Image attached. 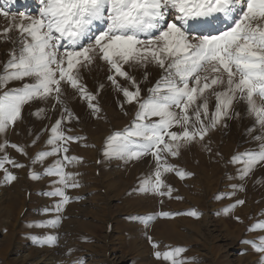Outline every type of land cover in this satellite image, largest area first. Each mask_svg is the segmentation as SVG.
Returning a JSON list of instances; mask_svg holds the SVG:
<instances>
[{"label": "snow or ice", "instance_id": "6c2138e0", "mask_svg": "<svg viewBox=\"0 0 264 264\" xmlns=\"http://www.w3.org/2000/svg\"><path fill=\"white\" fill-rule=\"evenodd\" d=\"M13 0H4L10 4ZM20 3V0H15ZM36 8L24 3L15 11L0 7V16L7 26L0 29V40L13 47L7 61L0 67V136L6 135L22 119L24 106L36 100L53 102L61 108L59 119L49 128L43 151L32 164L43 163L55 156V161L43 173L32 171L30 178L55 177L49 198H59L45 215L55 214L47 223L29 225L56 229L62 222L59 215L72 202L68 190L79 187L78 173L66 171L80 158L67 155L73 137L65 122L78 119L68 107V89L87 104L92 115L100 118L97 94L89 92L83 83V69H91L98 61L107 66L116 92L124 99L120 103L134 105L135 115L130 125L110 134L104 144L103 156L125 163L151 156L154 168L145 176L136 191L142 194L171 196L172 189L165 175L175 172L181 179L190 176L168 162L177 157L182 146L202 141L218 125L238 116L235 105L244 103L246 115L254 124L249 133L254 149L232 157L238 164L236 176L229 179L245 181L258 165L264 166V0H33ZM15 32V35L9 33ZM154 65L161 70L159 79L141 96V81L128 69ZM148 73L142 81L147 82ZM120 78V79H118ZM127 82V86L121 83ZM22 82L19 87L8 85ZM103 85H101V88ZM215 104L210 110V101ZM45 109L34 115L40 116ZM127 115V112H125ZM178 129L173 131L172 129ZM167 137V139H166ZM36 139H39L37 134ZM14 148L26 155L23 147L0 143V171L3 183L17 179L6 165L24 167L8 156L6 149ZM243 190V184L233 185ZM219 198H228L221 195ZM244 201L239 200L223 210L225 215ZM198 217L196 211L186 213ZM176 214L159 213V217ZM157 214L140 221L149 228ZM239 219V218H237ZM249 231H264V220L250 226ZM146 234V233H145ZM146 238L154 249V257L167 264H189L183 257V247H167L159 251V243ZM39 240V237H37ZM58 235H45L39 246H58ZM264 255V237L259 241H241ZM77 264H83L78 261Z\"/></svg>", "mask_w": 264, "mask_h": 264}, {"label": "rangeland", "instance_id": "374dc122", "mask_svg": "<svg viewBox=\"0 0 264 264\" xmlns=\"http://www.w3.org/2000/svg\"><path fill=\"white\" fill-rule=\"evenodd\" d=\"M7 23L6 20L0 21V29ZM9 35H15V32ZM12 47L11 42L0 40V67L9 58ZM125 68L141 81L142 97L147 95V89L155 84L161 73L154 65ZM145 72L149 74L147 82L142 81ZM82 75L89 92L98 93L101 113L100 118L94 117L87 104L68 89L67 104L78 119L65 122L70 129L67 134L84 139L67 145V155L81 160L66 169L78 173L76 179L80 186L68 190L72 202L59 213L62 222L58 228L29 225L41 221L47 223L55 215H45L43 209L51 208L59 199L44 195L52 190L56 178L44 176L33 180L30 173H43L56 159L52 156L42 164H32L38 154L50 150L51 146L46 144L49 132L42 130L50 129L59 119L60 106L56 105L53 110L51 100L33 101L24 106L22 119L17 122L16 128L12 127L6 135L0 136V143L5 140L10 144L16 143L26 152L24 155L14 148L6 149L8 156L24 165L20 168L6 165L16 175L15 181L3 183L4 173L0 171V264H34L41 257L51 264H77L78 261L83 264H167L154 257V249L146 234L159 243L158 250L161 252L167 250L166 246L186 248L183 257L189 264H264V255L241 242L245 239L259 241L264 237V231H249L250 226L264 220V166L258 165L245 181L229 179L236 176L240 167L229 163L232 157L256 148L258 143L252 139L257 133L248 132L254 121L246 115V105L236 104L238 116L228 119L226 126L222 123L210 130L202 141L188 144L194 146V150L198 146L204 150L208 148L205 161L192 154L190 146L193 157L190 155L183 159L179 152L177 157L168 158V162L178 169L191 173L183 179L175 172L165 175L166 183L173 190L170 197L142 194L136 189L154 168L151 156L129 163L108 160L103 156L107 137L130 125L135 106L125 104L124 110H121L120 103L124 97L107 79L109 72L103 62H97L90 70L83 69ZM21 83L14 81L8 87H19ZM121 83L127 86L122 79ZM214 104L212 99L210 110ZM39 109L45 111L38 117L34 113ZM241 183L243 190L236 189L235 194L229 196L233 192L232 186ZM222 194L228 198H219ZM239 200L244 201L243 205H238L227 215L223 213L224 209ZM192 211H196L198 217L186 214ZM162 212L176 215L159 217ZM152 214H157V218L145 229L140 221ZM45 235H58V246H39L38 242Z\"/></svg>", "mask_w": 264, "mask_h": 264}, {"label": "bare ground", "instance_id": "6f19581e", "mask_svg": "<svg viewBox=\"0 0 264 264\" xmlns=\"http://www.w3.org/2000/svg\"><path fill=\"white\" fill-rule=\"evenodd\" d=\"M24 3H27V4H29V5H31V7L28 9V11H33L35 8H36V4L35 3H33V0H20V3H15V0H13V2L12 3H10V4H4V0H0V7H3L5 10H9V11H15V9H17V8H20L21 7V4H24ZM3 20H6L4 17H2V16H0V21H3ZM7 21V20H6ZM99 62V61H98ZM101 62V61H100ZM21 123V122H20ZM19 127V126H18ZM13 128H16L15 126L13 127ZM13 130V129H12ZM11 130V131H12ZM16 131H17V129H16ZM15 131V132H16ZM21 133V132H20ZM12 134H13V132H12ZM11 134V135H12ZM15 136H16V134H15ZM14 138V137H13ZM228 140V139H227ZM233 140V139H232ZM230 143V142H229ZM16 144V143H15ZM205 144V143H204ZM196 145H198V144H196ZM211 145V144H210ZM231 145V144H230ZM190 146V145H189ZM188 145H186V146H182L181 148H180V150H179V152H180V155H181V157L183 158V159H187L190 155L192 156V154H195L196 156H197V158H200L201 159V161H205L204 160V156H205V151L208 149H206V150H204V148H202V147H197L195 150L192 148V147H194V146H190L193 150H192V154H191V149H190V147H189ZM231 147H233V146H231ZM210 148V147H209ZM11 149V148H10ZM227 150H228V148H227ZM11 151V150H10ZM14 151V150H13ZM224 151V150H223ZM207 152V151H206ZM11 153V152H10ZM217 153V152H216ZM232 153V152H231ZM17 154V153H16ZM207 154V153H206ZM212 154H215V153H213V151H212ZM227 155H229V154H227ZM9 156H11V155H9ZM12 156H14V155H12ZM194 156V155H193ZM192 156V157H193ZM192 157H191V159H192ZM206 157V156H205ZM13 158V157H12ZM214 158V157H213ZM194 159V158H193ZM17 160V159H16ZM199 160V159H198ZM208 160H210L211 161V159L208 157ZM196 161V160H195ZM213 161V160H212ZM181 162H182V160H181ZM193 162H194V160H193ZM196 163V162H195ZM218 163V162H217ZM221 163V162H220ZM216 164V163H215ZM219 166H220V164H219ZM213 168V167H212ZM211 168V169H212ZM215 169V168H214ZM210 170V169H209ZM263 170V169H262ZM12 171V170H11ZM14 171V170H13ZM261 171V170H260ZM260 171H258V172H260ZM199 172V171H198ZM219 172H220V170H219ZM192 173H194V172H192ZM263 173V172H262ZM175 176V175H174ZM174 178V177H173ZM170 179V178H169ZM168 179V180H169ZM166 180V179H165ZM167 180V181H168ZM172 180V179H171ZM189 183V182H188ZM202 184H203V182H202ZM195 187V186H194ZM187 189V188H186ZM177 195V194H176ZM207 198V197H206ZM205 229V228H204ZM39 243V242H38ZM40 250H42L41 248H40ZM5 251V250H4ZM4 251H1V252H4ZM36 252V251H35ZM145 252V251H144ZM6 254V253H5ZM4 255V254H3ZM28 257V256H27ZM44 257H41V258H39L38 260H35V262H38V263H35L34 262V264H39V263H41V264H51L50 262H49V260H47V259H43ZM28 259V258H27ZM4 260V259H3ZM42 260H43V262H42Z\"/></svg>", "mask_w": 264, "mask_h": 264}]
</instances>
